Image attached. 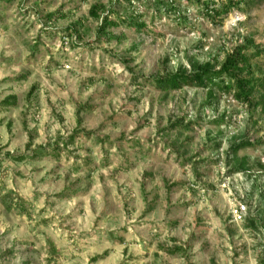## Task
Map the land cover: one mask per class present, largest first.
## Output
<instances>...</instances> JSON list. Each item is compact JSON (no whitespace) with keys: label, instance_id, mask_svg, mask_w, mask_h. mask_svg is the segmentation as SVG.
<instances>
[{"label":"rangeland","instance_id":"obj_1","mask_svg":"<svg viewBox=\"0 0 264 264\" xmlns=\"http://www.w3.org/2000/svg\"><path fill=\"white\" fill-rule=\"evenodd\" d=\"M250 40L264 0H0V264H264V107L153 82Z\"/></svg>","mask_w":264,"mask_h":264},{"label":"trees","instance_id":"obj_2","mask_svg":"<svg viewBox=\"0 0 264 264\" xmlns=\"http://www.w3.org/2000/svg\"><path fill=\"white\" fill-rule=\"evenodd\" d=\"M197 3H202V8L205 10L207 16L216 18L221 15L228 14L232 8L239 7L242 0H230L219 6L216 5L215 0H192ZM105 9L102 4H94L90 13L96 18L101 17V11ZM128 22L127 20H123ZM131 24H135L139 30L147 27L144 21L130 20ZM118 22L111 20L109 15L104 16L102 25L99 28V33H106L109 27L118 26ZM253 41L250 40L246 44L238 46L233 52L228 53L226 59L219 65L213 61H208L205 64L195 65L193 69H178L175 72L162 73L153 77V82L161 90L181 89L185 86L189 87H208L210 95L212 96L216 90H222L224 93H232L234 98L238 101L247 103L249 106L264 107V94L256 100L255 93L259 92L258 87L264 85L263 79L255 77L252 70V59L260 57L264 54V48L257 45V50L252 53H248V49L251 48ZM223 119H218L217 122H221ZM248 140L242 141L232 147L234 153L244 146L251 145ZM243 164L237 165L236 171L245 170Z\"/></svg>","mask_w":264,"mask_h":264},{"label":"built area","instance_id":"obj_3","mask_svg":"<svg viewBox=\"0 0 264 264\" xmlns=\"http://www.w3.org/2000/svg\"><path fill=\"white\" fill-rule=\"evenodd\" d=\"M247 210V204L239 202L233 211V215L237 220H244Z\"/></svg>","mask_w":264,"mask_h":264}]
</instances>
